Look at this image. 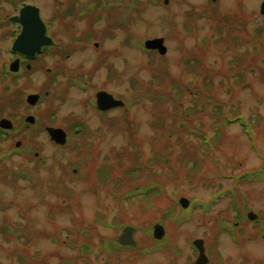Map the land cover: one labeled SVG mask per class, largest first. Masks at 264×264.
Wrapping results in <instances>:
<instances>
[{
    "label": "rangeland",
    "instance_id": "1",
    "mask_svg": "<svg viewBox=\"0 0 264 264\" xmlns=\"http://www.w3.org/2000/svg\"><path fill=\"white\" fill-rule=\"evenodd\" d=\"M33 1L44 19L61 15L49 32L59 55L43 59V71L25 80V94L42 92L51 80L46 68L57 64L62 73L34 113L72 135V120L85 121L86 129L63 147L45 130L0 139V264H104L103 245L109 248L121 232L107 223L119 213L124 226L136 229L138 245L119 246L110 264H168L170 251L160 250L168 241L172 250L191 249L197 238L211 247L218 231L224 260L240 262L247 257L236 255L244 251L250 260H264V231L250 230L247 217L255 212L256 227L264 226L263 0H131L139 6L118 0L109 13L93 0ZM234 18L247 19L245 32L231 28ZM159 37L165 55L144 47ZM156 89L173 91L176 103L154 98ZM198 89L209 93L195 96ZM101 90L124 107L99 115L90 101ZM24 113L13 112L16 122ZM8 116L0 81V119ZM208 136L215 138L211 145ZM121 178L122 187H115ZM157 180L161 191L125 200L144 186L138 184ZM181 197L189 208L181 207ZM157 223L168 235L162 245L153 238Z\"/></svg>",
    "mask_w": 264,
    "mask_h": 264
},
{
    "label": "flooded vegetation",
    "instance_id": "2",
    "mask_svg": "<svg viewBox=\"0 0 264 264\" xmlns=\"http://www.w3.org/2000/svg\"><path fill=\"white\" fill-rule=\"evenodd\" d=\"M36 4L37 2H34L33 0H0V81H3L5 84V91L7 95V110H9V114H11V116H8V118H1L0 121L2 119H8L13 124L12 129H1L4 137L9 136L10 138H12L13 136L15 137L18 134V132L22 133L29 129H33L36 135H38L40 134L41 130H46L49 127H53V128L63 127V126L62 127L56 126V124L52 123L53 121L51 119L44 121L41 118L42 116L40 115L38 116L37 115L38 113L36 112L34 113V109L40 107V105L43 103V100L51 96V93L53 90V85H52L53 77L54 79L58 78L59 75L62 73L61 72L62 70L59 69L57 64H55V66L52 68L50 67L46 68V71L48 75H50L51 80L47 79L46 83L41 84L42 92L33 91V92H29L25 94L27 87H28V84L26 83L25 80L29 76H33V74L36 75L39 71H43V68H44L42 66L43 59L48 58L49 56L58 57L59 55L58 53L59 44H56L55 37H54L56 34H50L49 32H50V29L55 25V23L60 22L61 15L59 14V11H58L57 13L55 12V14L52 15L50 19H44L42 9ZM29 6L34 7L38 10L36 12L37 16L34 15L33 12H30L28 17L23 14V11ZM260 8H261V5H260ZM70 16L72 15L70 14ZM39 18L45 24L46 35L52 38L53 44L42 47L41 51H38L33 56H30L28 55V53H25L24 51H21V50L19 51L18 49H16L15 44H17L19 36L23 33L25 29L24 21L26 20L25 23L26 22L32 23L34 31H38ZM95 19H98V18H95ZM233 20H234V24L230 25L231 28L233 29L238 28L240 30H243L244 32L247 30V19L246 18L242 19L243 21H240L239 18L238 19L234 18ZM30 95H39L40 97L38 98V101H36V103L30 104L28 102V98ZM96 95H95V98L92 100V102L90 101V105L94 106L95 111L99 115L106 116L110 113H113L115 110L118 109V108L113 109V111L111 110L108 112L100 111L97 107ZM115 98L117 97L115 96ZM18 108H25L26 113H24L23 118L21 117V120L19 122H16L13 112L16 113V110H18ZM29 116H32L35 118L34 123L27 121V118ZM72 121L73 122L71 125L73 126H71L70 129L71 130L74 129L73 135L76 138V137H79V135L83 134L82 130L83 128H85L86 125L84 124L86 122L85 121L82 122L81 120H78V119H75ZM63 129L69 135L68 137L70 140L71 139L70 137L73 135L70 134L69 130H67L66 128H63ZM21 144H22V141L18 140L15 146L19 148ZM66 145H68V142L67 144L63 146H66ZM36 156L38 157L39 154L36 153ZM251 222L253 223V225L251 226L250 230H253L257 233L262 234V232L264 231V228H263L264 226L260 225L258 226L259 228L256 227V224L260 223V219L257 218L256 221H251ZM239 226H240V222L234 223V228H238ZM250 230L246 229V232L239 231L237 233L248 234ZM258 230L260 232H258ZM218 235H219V231L215 232V242H214V245H212L211 247H209L204 240V246H205L204 253L207 257V259L204 260L206 262L205 264H228V263L229 264H253V262H255L256 264L257 262L258 264H264V260L262 261H257V259H255V261L250 260L248 258L250 255L247 254L245 251L242 254L239 253L236 255L242 258L243 256L247 257V258H243L240 262L231 263V260H224V258H222V250H220V248H218L216 245V243H219V242H216ZM262 235L263 237L261 238H264V233ZM118 236L119 235L117 234L115 238V243H114V245L115 244L116 245L114 246V248L112 247L108 248V246L103 245L102 253L105 254L104 264H110L109 263L110 256H114L116 252H118L116 251L117 248L119 249V246H117L119 245L117 241ZM246 236L247 235H245V237ZM167 238H168V235L167 236L165 235L162 239H160V241L155 240V242L159 245L161 244V242H163ZM250 239L251 237L248 236V240ZM195 240H192L191 242V246H192L191 249L180 247L178 248L179 250H176V249L172 250L170 249V245L171 246L173 245L168 241V245L165 244L164 248L160 247V250L161 252L170 251L171 254L169 255L168 264H203V263H200L199 261L200 256H201V250L195 245ZM121 248L122 249L125 248L127 250H134L130 246L121 247ZM153 251L155 252L158 250L154 249Z\"/></svg>",
    "mask_w": 264,
    "mask_h": 264
},
{
    "label": "water",
    "instance_id": "3",
    "mask_svg": "<svg viewBox=\"0 0 264 264\" xmlns=\"http://www.w3.org/2000/svg\"><path fill=\"white\" fill-rule=\"evenodd\" d=\"M217 1V0H212ZM166 3H168V0H166ZM38 10L34 7H27L23 14L28 17L30 12H33L34 15H36ZM264 15V1L261 3V13ZM25 16V17H26ZM37 16V15H36ZM39 16V15H38ZM38 19V18H37ZM26 21V20H25ZM24 21L25 29L23 33L19 36L17 44H15V48L19 51H24L25 53H28V55L33 56L36 52L41 51L43 46L50 45L53 40L51 37H48L46 35V26L39 18L38 25L39 29L38 31H34L33 25L30 22ZM144 46L146 49L149 50H157L161 55H165L167 53V47L165 45V39L163 37L154 38V39H148L145 41ZM39 95H30L28 98V102L30 104L36 103L38 101ZM125 103L121 99H116L113 94L108 93L107 91H100L97 93V106L99 110L101 111H109L114 108L118 107H124ZM28 122H35V118L32 116H29L27 118ZM0 127L2 129H12L13 124L8 119H2L0 121ZM47 131L49 135L51 136V140L56 142L57 144L64 145L67 142V133L62 128H53L49 127L47 128ZM19 145V143H18ZM180 204L187 208L190 204V201H188L187 198H181ZM248 218L251 220H256L258 218V215L255 212H249ZM135 228L133 226L124 227L122 230V233L120 234L118 241L122 245L126 246H135L137 244L136 240L134 239V232ZM165 235V229L163 225L156 224L154 226V236L157 239H162ZM195 245L201 250V256H200V263L205 264L206 262L204 260L207 259L204 251V240L198 239L195 241Z\"/></svg>",
    "mask_w": 264,
    "mask_h": 264
},
{
    "label": "trees",
    "instance_id": "4",
    "mask_svg": "<svg viewBox=\"0 0 264 264\" xmlns=\"http://www.w3.org/2000/svg\"><path fill=\"white\" fill-rule=\"evenodd\" d=\"M129 3H131L132 4V6H137L138 4V2H139V0H138V2L137 1H131V0H127ZM127 1H125V3L127 2ZM102 4H103V2H102ZM84 6H86L87 7V4L86 5H84ZM139 6V5H138ZM75 8H76V6H74ZM74 9V8H73ZM78 9V8H77ZM96 9H97V7H96ZM67 11H71V8H67L66 9ZM91 9H88V11H90ZM96 17V16H95ZM97 18V17H96ZM227 18V20H230V17H226ZM90 35H91V31L90 32H88V34H86V38H89L90 37ZM86 38H81V40H87ZM238 61V60H237ZM200 64L201 63H199L198 61L196 62V65L197 66H200ZM157 72L158 71H156L155 70V74L157 75ZM238 75H240V74H238ZM170 81H173V82H171L170 83V85L171 86H173V85H175L177 88H178V90H179V92L177 93L178 95L179 94H183L184 92H185V89H184V86H182L181 84H178L177 82L175 83V81L172 79V80H170ZM177 84V85H176ZM170 86V87H171ZM174 87V86H173ZM209 90H205L203 93H202V90L201 89H198V91H196L197 93H195V96H202L204 93H206V92H208ZM171 94L169 95L168 93H167V90H160L159 89V91H157V89H156V91L153 93V95H154V98H159V99H161V100H163V98H167V96L168 97H171V100L174 102V103H176V101H177V98L175 97V95H174V93H173V91L172 92H170ZM200 93H201V95H200ZM209 93V92H208ZM207 93V94H208ZM207 97H209V96H207ZM201 102L199 101L198 102V104H200ZM201 104H204V103H201ZM218 112H221L220 110H218ZM217 113V112H216ZM218 114H220L221 115V118L223 119V116H225V113L224 112H221V113H218ZM220 115H219V117H220ZM226 117V116H225ZM187 118H189V116H188V114L185 112V114H184V118H183V120H182V123L184 124V123H187ZM164 118L163 119H159L158 121H157V124H158V126L159 127H161V126H163L164 124L162 123V122H164ZM224 121V120H223ZM182 124V125H183ZM224 124H226V125H228L229 123H225L224 122ZM250 124V123H249ZM243 128L244 129H248V127H245V126H243ZM4 136H3V133H2V131H1V128H0V139H2ZM215 138H214V136L211 138V137H209L208 136V138H206V144L207 145H211L212 144V141L214 140ZM0 151H1V149H0ZM115 187L117 186V187H122V178H121V181H120V179H117V180H115V182H114V184H113ZM141 185H144L143 187H137L136 189H133L132 191H128V194L130 193V194H132L131 196H129V197H127L125 200L126 201H130V200H132V199H134V198H136V197H139V196H141V197H148V196H150L151 194H153V193H156V191H157V189H159V191H161L162 190V188H159V186H161L160 184H159V181L157 180V181H148L147 183H143V184H138L137 186H141ZM158 187V188H157ZM232 194H233V192H232ZM232 194H230V195H232ZM237 199H239V198H237ZM236 200V195L235 194H233L232 195V199H231V201L232 202H234ZM149 202V204H150V207L152 206V203L154 204V201H153V199H149L148 200ZM115 219H114V221H112L111 223H107V225L108 226H112L113 228H115V229H119L121 226H123V214L122 213H119L118 215L116 214L115 215V217H114ZM108 244H109V247H112L113 248V246H112V244H113V242H112V239L110 240V241H108ZM85 247H86V249L87 248H89L90 249V246H88L87 244H85L84 245Z\"/></svg>",
    "mask_w": 264,
    "mask_h": 264
}]
</instances>
